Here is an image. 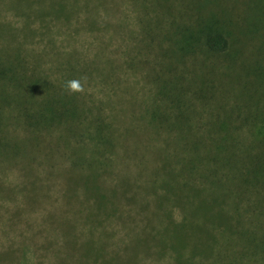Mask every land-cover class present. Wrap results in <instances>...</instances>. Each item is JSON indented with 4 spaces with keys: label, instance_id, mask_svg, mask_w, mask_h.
<instances>
[{
    "label": "trees",
    "instance_id": "obj_1",
    "mask_svg": "<svg viewBox=\"0 0 264 264\" xmlns=\"http://www.w3.org/2000/svg\"><path fill=\"white\" fill-rule=\"evenodd\" d=\"M2 1L24 18L19 31L48 34L53 42V33L66 27L60 42L75 43L74 31L93 29L102 49L97 55L105 47L110 53V0ZM32 17L38 28L30 26ZM178 29L179 39L168 46L170 31L161 40L148 36L159 47L156 58L229 48L223 33L200 24L194 31ZM16 35L0 48V207L7 212L0 218V264H150L153 258H165L163 264H264V103H203L211 114L200 123L193 120L199 112L193 103H149L143 116L148 142L151 130L166 129L173 137L167 134L157 151L161 173L152 169L142 187L148 212L136 215L121 205L123 198L141 206L126 178L115 174L119 143L112 123L89 117L79 92L69 88L85 73L76 48H51V68L65 73L52 80L21 41L11 43ZM103 56L92 68H110V55ZM172 89L177 83L170 81L158 94ZM238 123L252 129V139L240 137ZM148 142L145 168L153 162ZM42 198L50 202L33 226L29 216ZM163 200L181 206L179 219ZM79 215L106 227L77 231ZM111 217L125 231L113 248ZM10 228L13 237H7ZM33 233L44 235L42 244L32 242Z\"/></svg>",
    "mask_w": 264,
    "mask_h": 264
},
{
    "label": "rangeland",
    "instance_id": "obj_2",
    "mask_svg": "<svg viewBox=\"0 0 264 264\" xmlns=\"http://www.w3.org/2000/svg\"><path fill=\"white\" fill-rule=\"evenodd\" d=\"M32 19L30 26L38 28V21L34 17ZM199 24L201 29L206 27L208 31L223 33L229 40L228 50L217 55L203 50L185 55L176 53L171 54L169 61L165 57L156 58L159 47L151 40L153 35L161 40L162 34L170 31L172 36L166 41L168 46L173 39H179V27H184V31H194ZM22 25H25L24 18L0 0V48L9 42L13 33L17 34L16 40L11 43L21 41L30 53L29 58L39 60L44 73L52 80L61 79L65 73L51 68L54 63H51V48L58 51L76 48L74 58L85 72L83 78L77 80L82 88V91H78L79 95L89 108V117L98 115L113 125L111 127L119 143L113 157L117 163L113 162L115 174L126 178L130 186L128 192L131 190L136 194L137 202L143 208L123 198L121 205L132 209L136 215L148 212V207L143 204V196L148 195L142 187L148 185L152 169L156 168L157 173H161V159L157 151L170 139L167 134L173 137L166 129V132L162 129L151 130L152 138L148 142L143 116L149 103H193L199 111L193 120L198 123L205 122L211 114L203 103H209V107L215 103H264V0H110V53L105 47V52L98 55L97 51L102 49L96 38L97 31L93 29H78L73 32L75 43L72 40L61 43L66 27L53 33L54 41L50 42L48 34H27V29L19 31ZM107 52L110 55V68H92V60L97 57L104 60L103 54ZM168 63H171V68L167 67ZM170 81L177 83V89H172V94L159 95V90H163V86ZM250 93L256 95L249 97ZM224 106L228 109V105ZM11 126H7L9 131ZM238 127L241 138L252 139V129L239 123ZM146 142L152 149L148 155L153 159L152 163L149 161L148 168L142 165V159L146 157ZM161 190L158 189V193ZM154 196V192H151L150 198L154 199ZM49 202L50 199L42 198L34 205L36 209L29 216L32 218L28 217L33 226L38 223L43 207ZM163 202L166 210L179 219L181 206L166 200ZM138 207L141 212H138ZM162 209L165 210L164 207ZM6 213L4 207H0V218ZM24 217L27 219V215ZM79 219L82 220H79L77 231L89 232L93 227L94 233H97L96 229L106 227V224L96 227L83 220L82 215H79ZM108 221L110 230L114 232L110 236V248H113L125 231L115 217ZM12 231L7 237H13ZM39 234L33 233V243L42 244L44 235ZM7 237L3 238L9 241ZM163 259L153 258L148 263L163 264Z\"/></svg>",
    "mask_w": 264,
    "mask_h": 264
},
{
    "label": "clouds",
    "instance_id": "obj_3",
    "mask_svg": "<svg viewBox=\"0 0 264 264\" xmlns=\"http://www.w3.org/2000/svg\"><path fill=\"white\" fill-rule=\"evenodd\" d=\"M69 88L71 91H82L81 85L78 81H71L69 82Z\"/></svg>",
    "mask_w": 264,
    "mask_h": 264
}]
</instances>
